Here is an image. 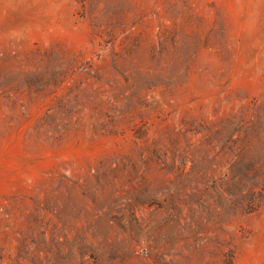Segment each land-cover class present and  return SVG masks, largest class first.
<instances>
[{
	"label": "rangeland",
	"instance_id": "374dc122",
	"mask_svg": "<svg viewBox=\"0 0 264 264\" xmlns=\"http://www.w3.org/2000/svg\"><path fill=\"white\" fill-rule=\"evenodd\" d=\"M0 264H264V0H0Z\"/></svg>",
	"mask_w": 264,
	"mask_h": 264
}]
</instances>
